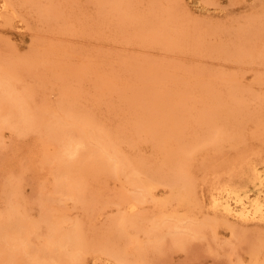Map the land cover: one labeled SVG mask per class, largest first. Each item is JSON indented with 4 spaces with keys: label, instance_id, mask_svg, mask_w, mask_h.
Returning <instances> with one entry per match:
<instances>
[{
    "label": "rangeland",
    "instance_id": "rangeland-1",
    "mask_svg": "<svg viewBox=\"0 0 264 264\" xmlns=\"http://www.w3.org/2000/svg\"><path fill=\"white\" fill-rule=\"evenodd\" d=\"M32 1L35 2V5L28 2L29 6L22 0L13 2V4H19L18 7L15 6L16 4L13 6L17 7L16 11L22 5L19 12H23L22 16L27 13L26 20L20 16L18 11V17H22L24 21L18 17L14 23L9 24L0 20V72L5 73L7 67L10 70H18V73L11 76L13 85L17 91L29 94L27 104L30 108L44 107L41 112H44L45 116L39 118L32 126L22 123H20L21 126H18L15 107L0 106V221L4 220L9 213L7 207L9 198L4 195V190L14 189L15 186L14 198H17L21 211L30 221L27 226L28 237H30L28 242L32 247H37L44 243L43 240L46 241L47 237L46 221L41 216L42 213L46 212L50 218L55 220L61 219L63 225L74 219L80 220L84 225V231H94L93 233L85 231V233L93 235L99 230L106 232L115 228L112 226L113 220L122 214L131 197L139 196L143 200L137 209L132 211V221L127 223V226L125 225L126 230L131 234L128 240L130 244H125V247L134 248L139 238L142 241L140 248L148 247V244H151L152 247L146 251L145 256H136L138 259L146 261L148 264L251 263L254 252L253 245H262L260 249L264 246V224H262L264 222H246L231 217L229 220L236 225L235 232L228 225L216 224L212 226L215 228L214 230L207 226L202 231L194 233L191 227L196 226V222L186 223L184 220L185 222L180 223L181 221H179L178 223L183 226L184 230L181 233L186 236L187 242L181 244L166 241L167 237H163L164 233L176 227L175 221L168 214L170 207L176 203L180 185L177 179L170 180L168 173L162 172L159 186L150 192L146 187V179L151 175H158L159 162L164 160L165 152L170 154L178 149V145L173 139L158 136L159 129H161L159 127L178 129L183 122L190 121L193 112L194 114L200 112L197 115H201L203 109L206 110L210 106L213 96H220L226 90V85L232 83V80L224 79L225 74L228 75L227 77L235 76L234 80L239 84L236 93L246 102L248 101V110L258 107L256 111L263 117L264 28H261L262 32L260 30L257 33L256 37L258 38H253L255 41L244 34L235 35V33L237 28L248 23L252 13L254 17V12L258 13L264 10V2L260 4V0H210L207 8L205 3L198 0H176L177 3L174 0L157 1L161 5H157L158 3H154L152 0H134L136 1L134 10L140 11V16L154 15L155 13L154 16L158 19L156 20L153 16L152 27L141 29L132 27L133 29H131L129 26H133L136 17L131 18L130 21H127L128 23L125 20L127 24L124 21L119 22L120 25L117 22L113 23L110 21L113 17L112 13L109 15L106 11L107 14L102 13H105L106 16H104L105 14L99 16L101 13L96 0ZM50 2L58 8H61L62 4L65 10H63L62 16L55 18L56 21L51 19L53 22L48 21V24L42 17H39V13L49 9ZM167 6L174 9L177 7L175 9L177 14L175 18L177 19L174 20H177L178 23L176 24L171 19L172 21L168 22L167 31L162 33L164 36H155L153 31L155 29L157 31L158 28H155L158 26L157 23L163 22L162 19H165L161 18L159 10L161 7L168 9ZM258 6L262 7L258 8L259 11ZM95 8L97 9L95 10ZM65 11L67 12L65 13ZM157 13L160 14L157 15ZM178 15L183 16L179 18ZM110 16L111 18L108 19ZM163 16L166 17V14L163 13ZM121 23H123L122 26ZM196 23V28H198V32H202V35L213 31L212 27L215 25L221 27L220 23L226 24V27L222 24L224 30L221 29L217 34H210L211 36L203 35L202 38L206 39L204 42L203 40L201 42L192 40V43L190 37V40L188 37L177 40V37L173 35L175 31L194 27ZM225 28L228 32L225 31ZM212 36L214 37L211 38ZM221 39L225 42L235 41L234 49L220 52L217 47ZM34 47L38 50H35ZM35 51L39 53L35 56L36 60L32 56ZM4 60L6 62H3ZM12 63H15V66ZM6 72L8 73L9 70ZM60 103H65L75 109L80 108L81 110H78L81 116L89 119V122H92L94 126L103 129L116 140L120 155L129 156V159L134 160L136 156L137 159L146 153L144 157L147 158L143 159L152 169L145 174L142 172V175L138 174L139 179L135 173L130 171L132 164L129 165L130 167L121 169L117 177L104 173H101L102 175L95 174L90 169L83 170L80 172L79 179L86 187L88 186L86 190L89 193L84 200L72 197L66 192L69 180L63 155L78 146L81 136L75 137L65 131L58 130L54 117L66 114V110L59 107V110L54 113ZM260 104H263V107ZM36 110L40 113L39 109ZM152 117L156 121V131L153 132L152 129L149 130L148 126ZM262 120L264 121V117ZM259 121L256 124L254 121V123L251 121L253 124L250 121L245 123V134L241 135L242 140L239 138L241 141H238L242 144L246 138L243 136L248 133L249 140L246 139L250 141V146L247 140H244L247 146L246 144L240 145L243 154L255 155L257 152L264 154V140H262L264 134H261L264 133V122ZM258 126L259 130L257 129L255 135H252ZM258 131L263 137L259 135ZM244 141L243 143H245ZM220 144L221 146L217 150L193 144L196 146L195 152L197 148H200L197 152L199 154L196 153L198 157L194 158V152V160L190 159L189 163L192 166L195 165L189 168H192L190 173H194V176L192 174L196 185L194 189H197H195V196L199 200H196L198 203L194 216L196 220L206 214L207 209H205L204 201L207 203L209 200L208 193L214 182L224 177V174L221 177L223 172L228 175L227 165L232 164L236 155L241 153L240 148L237 149L238 151H233L234 147L230 149L229 146L232 145L228 140H222ZM245 146L247 148H244ZM253 147L255 151H253ZM207 149L208 151L211 149L210 154ZM244 149L251 150L248 153ZM203 150V154L200 153ZM138 152H140L139 156ZM141 152L144 153L141 154ZM202 158L204 162H201ZM147 159L148 162H146ZM223 168L224 171H222ZM216 175L219 177L217 178ZM85 177L88 179L86 180ZM180 210L183 209L180 208ZM237 227L245 229L248 236L245 231L243 232L239 228L237 230ZM254 235L260 238L255 239ZM132 237L136 239L133 240ZM93 241L94 239L90 242L91 246L94 243L93 248L89 244L88 248L84 249L87 254L83 253L84 250L79 253L78 257L82 260L79 264H101V260H103L102 264H115L113 259H111L112 261L105 260V256L101 255L102 252H99L97 244L95 245L96 238L95 242ZM6 243L4 245L7 246L8 243ZM4 245L0 246L2 250L9 247ZM11 247L13 248V246ZM11 247L8 248L9 251ZM262 251L264 256V250L261 249ZM96 255L97 258H95ZM7 257L0 254V264L10 262V257L9 260ZM24 257L27 258L23 264H28V259L31 257L28 258V255L16 256L14 264H22L20 262ZM54 263L55 260L52 261V264ZM29 264L32 263L29 262Z\"/></svg>",
    "mask_w": 264,
    "mask_h": 264
},
{
    "label": "bare ground",
    "instance_id": "bare-ground-1",
    "mask_svg": "<svg viewBox=\"0 0 264 264\" xmlns=\"http://www.w3.org/2000/svg\"><path fill=\"white\" fill-rule=\"evenodd\" d=\"M16 1H18V0H16ZM22 1L24 3H27V4H29L28 2H30V4L33 3L32 0H22ZM73 1H75V0H72V2ZM96 1L99 4V5L97 4V6H99V12L101 13L99 16H103L106 13V11L109 15H111V13H112V16H113L112 18L114 20L111 18V16L108 19L111 18L110 21L113 23L117 22L118 25H120L119 22H122V21L125 22V20L127 22V21H130L131 18L136 17L135 23L133 24V26L128 25L131 29H133L132 27H134L136 29H141V28H145V27L148 28L150 26L152 27V21L154 20L153 16L155 15V13H154V15L149 13L150 15L140 16V13H139L140 11L138 12V11H136V9L134 10V5L136 3V1H134V0H96ZM153 1H154V3H158L157 5L160 4L159 3L160 0H152V2ZM157 1H159V2H157ZM174 1H176V0H174ZM198 1L205 3L207 8H208L207 4H208V1H210V0H198ZM260 1H261L260 4H263L262 2H264V1H262V0H260ZM13 2H15V0H13V1L12 0H0V20H2V22H4V23H7V24L14 23L15 19H17L18 15H19V13H20V16L23 15V12L22 13L19 12V10H21L20 8L22 5L19 6L20 7L19 10L17 9V11L19 12L18 13L16 11V8L18 7L17 5H19V4L15 3L16 4L15 5V4H13ZM177 2L178 1H176L175 3H177ZM34 3H33V5H35ZM50 3L51 4H50L49 9L46 8L47 10L41 11L39 13L40 14L39 17H42L46 22H48V21L53 22V20H55V18L62 16L63 10H65L63 8L62 4L60 6L61 8H58L52 2H50ZM30 4H29V6H30ZM46 4H48V3H46ZM14 5L17 7L16 8L13 7ZM70 5H71V3H70ZM172 6H174V5H172ZM167 8H168V6H167ZM199 8H201V7H199ZM258 8H260V6H258L257 9ZM27 9H25V10H27ZM96 9L97 8H95V10ZM175 9L172 7H169L168 9H166L165 7L164 8L161 7V9L159 10L161 12V15H162L161 18H165V19H162L163 22L160 21V23H157L158 26L155 25V21H154V25L156 26V27L155 26L154 27L158 28V29L160 27L159 31L157 29L158 32L156 31V29L153 31L155 36H164L162 33H165V31H167V28L169 26L168 22L172 21L171 19H173V20L177 19V18H175L177 15ZM180 9L183 10V8H180ZM260 9H258V11ZM86 10H88V9H86ZM139 10H140V8H139ZM156 10H158V9H156ZM82 11H84V10H82ZM66 12L67 11H65V13ZM103 12H105V13L102 14ZM90 13H91V11H90ZM163 13L166 14V17L163 16ZM255 13L256 12H254V15H255L254 17H253V13H252V17L250 16L251 19L249 18L250 20H248V23L246 22V24L244 26L236 29L237 32L235 33V35L244 34L245 36L252 38V39L258 38V37H256V36H258L257 33L261 30V28H264V10L260 11L256 14ZM68 14H69V12H68ZM106 14L104 16H106ZM137 14H138V16H137ZM158 14H160V13H157V15ZM26 15H27V13H26ZM26 15L22 16L23 19H25V20L28 18ZM95 15H97V14H95ZM183 15H180V16H183ZM20 16L18 18L22 19V17L20 18ZM65 16H67V15L65 14ZM99 16H98V18H99ZM180 16L178 15L177 17L180 18ZM24 17H26V18H24ZM154 18H155V16H154ZM51 19H53V20L51 21ZM59 22H60V20H59ZM67 22H66V24H67ZM174 22H176V24L178 23L177 20L176 21L174 20ZM100 23H102V22H100ZM125 23H124V25H125ZM182 23H184V22H182ZM197 23H198V21H197ZM197 23L194 25V27L186 28V29H179V30H177V32L175 31V33L173 35L175 37H177V40H178V38L185 39L187 37L188 38L190 37V38H192L191 41L192 40H198L201 42L203 40V42H204L206 39H203L202 37H204L208 34L209 35L210 34L211 35L217 34L221 29L224 30V28H223L224 25L226 27V24H224V23H220L221 24L220 26L222 28L218 27L217 25H215V27L211 26L213 31L208 32V34H206V35L203 34L204 35L203 36L202 32L199 31L200 32L199 33L197 30L198 28H196ZM48 24H49V22H48ZM129 24H130V22H129ZM200 24L201 23L199 21V25ZM214 24H217V23H214ZM222 24H224V25H222ZM0 25H1V23H0ZM122 25H123V23H121V26ZM212 25H213V23H212ZM12 26H13V24H12ZM81 26H83V25H81ZM228 26L229 25H227V27ZM115 27H116V25H115ZM187 27H189V26H187ZM95 28L97 29V26ZM87 29H89V28H87ZM226 30L227 29L225 28V31ZM227 32H228V30H227ZM261 32H262V30H261ZM205 33H207V32H205ZM229 33H230V31H229ZM151 35H153V34H151ZM213 37L214 36H212L211 38H213ZM260 37H261V35H260ZM190 38H189V40H190ZM211 38L209 37V39H211ZM209 39L207 38V40H209ZM192 43H193V41H192ZM199 44H201V43H199ZM235 45H236L235 41L231 40V41L225 42L224 40L221 39L220 44L217 48L220 50V52H226V51L233 50ZM35 50H38V49L35 48ZM31 52H33V51H31ZM36 55H39L38 51L37 52L35 51V54L32 55L34 59L36 58L35 57ZM0 58H1V56H0ZM21 58H22V56H21ZM30 61L31 60L29 59V62ZM3 62H6V61L4 60ZM12 62H14V61H12ZM15 62H16V60H15ZM4 64H3V67L5 65L8 66L9 63L5 64V65ZM12 64L15 66V63H12ZM12 64H11V66H13ZM69 64H67V65H69ZM20 66H21V64H20ZM1 67H2V65H1ZM100 67H101V65H100ZM7 69L9 70V72H8L9 74L6 72V71H8ZM7 69L5 70V73L0 72L1 73L0 74V106L9 105V106L15 107L16 116H17L16 123L18 126H21L20 123H22L24 125L32 126L34 124V122H36L39 118L45 116L44 112H41V109H43L44 107L32 109L28 106L29 104H27V103H28V99H29V94L17 91V89L15 88V86L13 85L12 80H11V76H13L14 73H16L18 70L17 71H15V69L10 70L9 67H7ZM2 72H4V71L2 70ZM227 76L225 74L224 79H230V80H232V83L230 85H226V90H224V92H223L224 94L222 93L220 96H218V95L213 96L212 101L210 103V106L206 110L203 109V111L201 112L202 113L201 115H199V116L197 115V114H200V112H198V111H195V112H198L195 114L193 112V114H191L192 116L189 119L190 121L183 122L182 125H180V128H178V129L162 128L161 126L159 127L161 129H159L160 132L158 133V136H160L162 138L173 139L175 141V143H177V145H178V149L171 152L170 154L165 152L164 160L159 162L160 165H159V169L157 171L158 175H151L149 178L146 179V187L148 188V191H150V192L153 189L157 188V186H159V184H160L159 180L162 177V172L168 173L170 180L172 178L177 179L179 182V185H180V193L176 199V203L172 207H170V212L168 214L170 216V218H173V220L175 221L176 227L169 229L164 233L163 237H167L166 241L169 240V241H172L174 243H181V244H185L187 242L188 239L186 238V236H184L181 233L182 230H184V229H183L182 225H181L182 227L179 225V223H178L179 221H181L180 223H183L185 221H186V223L189 221H193V222L195 221L197 225L191 227V229H193L194 233L202 231V229L207 228V226H209L211 228L212 226H215L216 224L217 225L218 224L228 225L231 227V230L233 228L234 230H232V231L235 232L236 225L234 222H231L229 220V218H231V217L235 218L237 220L246 221V222H248V221H256V222L262 221V222H264V154L262 152L261 153L257 152V154H255V155H253L251 153L248 155L242 153V149H241L240 145L246 144V146H247V143L244 140L248 139V137H247L248 133H247V135L243 136V138L244 137L247 138V139L245 138L243 140L245 143H243V141H242V144H241L238 141L241 139V135L245 134V132H244V129L246 128L245 123L249 122V121L250 122L254 121L256 124V122H258L259 120L263 121L262 119L264 117V114L262 112L263 117H261V115L258 114L259 112L256 111V109H258V107L256 109L249 107L253 113L250 112L251 111L250 109H249L250 111L248 110V108H247L249 106L248 101L246 102V100L244 98H241L236 93L239 89V84L236 80H234L235 76H233V75H232L233 77L231 75L229 77H227ZM223 82H225V81L223 80ZM65 105H66L65 103H60L59 106H57V109L54 108L55 109L54 113L56 112V110L57 111L59 110L58 107L66 110L65 115H60V116L54 115L58 130L59 131H61V130L65 131L69 135H74L75 137H77L78 135H79V137L81 136L80 140L78 141V144H77L78 146H76L71 152H68V153L63 155V162L66 165L67 175H68V180H69V182H67L66 192L68 194L72 195V197H76V198L78 197L79 199L84 200V199H86V197L89 193L86 190V189H88V186L86 187L85 184L83 183V181L79 179L80 178V172H82L83 170L90 169V171H92V173H95V174L104 173L107 175H112V176L114 175L115 177H117V175H119V172L121 171V169L130 167L129 165L132 164L131 165L132 168L130 167V171L135 173V175H137L138 179H139L140 176L138 174H140V175H142L143 173L145 174L152 169V167H150L149 165H147V163H145V159H143L146 157V156L144 157V155L146 153L144 155H141L137 159H136V157H137L136 156L134 158V160L129 159L128 158L129 156L124 157V156L120 155V149H118V146L116 144V140L114 138L110 137V135H108L103 129L94 126L92 124V122H89V119L85 118L83 115L81 116L80 115L81 113L79 111V110H81L80 108L75 109V107H72L70 105H66V106ZM260 105H261V107H263V104H260ZM259 108H260V106H259ZM36 109H39L40 113H38V111ZM45 109H48V108L45 107ZM254 110H255V112H254ZM199 124H201L200 127H199ZM155 125H156V121L152 117L150 119V123H148L149 130L152 129V132L156 131ZM257 125H258V123H257ZM260 125H262V124H260ZM198 127H199V129H198ZM253 128H256V127H253ZM257 129L259 130V126H258V128H256L254 133H252L250 131L252 133V135L253 134L255 135V132L257 131ZM260 130H261V127H260ZM251 133H249V134L251 135ZM258 133H259V131H258ZM261 134H264V133H261ZM259 135H260V133H259ZM261 137H263V136H261ZM261 137H259V138H261ZM222 140L230 141V143L232 145V146H229L230 149L232 147H234L235 149H233V151L234 150L238 151L237 149L240 148L241 153L237 152L238 154L236 155V157L232 156L233 158L235 157V160L232 164L227 165L228 175H226L224 172L223 173L221 172L222 173L221 177H223V174H224V177L220 178L218 180L216 179L217 181H215V182L213 181L214 184L212 182L213 185L211 187V190H209V193H208L209 200L207 201V203H205V201H204L205 209H207L206 214L204 212H202L205 215L203 217L200 216V219L196 220L194 218V216H195V211H197L196 209H197L198 203L196 202L197 199L195 196V189L196 188L194 189V186H196L195 182H194L195 180L193 178L194 173H190V169H192V168H189L192 166L191 164H189L190 159H193V155H194V152H195L197 145L200 146L203 143L201 145L202 147L207 146V147H210L211 149L216 148V150H217V148L219 149V147L221 146L220 142ZM248 140H247V142L249 143L250 141H248ZM257 140H260V139H257ZM262 140H264V139H262ZM200 142H201V144H200ZM236 143L237 144L239 143L238 145L240 147ZM193 144L194 145L196 144V146H194ZM234 144H236V145H234ZM246 146L244 148H247ZM249 146H250V143H249ZM263 146H264V144H263ZM258 148H259V146H258ZM198 149H200V148H197V151L195 152L194 158L197 154H199V153H197L199 151ZM208 149H207V152H209L211 150L210 149L208 151ZM249 151H248V153H249ZM253 151H255L254 147H253ZM202 152H204V150L201 151L200 153H202ZM210 152H209V154H210ZM139 153L140 152H138V156H139ZM143 153L141 152V154H143ZM229 155H230V153H229ZM234 155H235V153H234ZM207 156H208V154H207ZM207 156H206V158H207ZM148 157H149V155H148ZM196 157H198V156H196ZM209 157H211V156H209ZM223 157H222V159H223ZM227 159H226V162H227ZM146 162H148V159ZM201 162H204V159ZM229 162H231V161H229ZM191 163H193V161H191ZM148 164L152 165L151 163H148ZM204 164H202V166ZM193 166H195V165L193 164ZM213 166H215L214 163H213ZM209 167H208V170H210ZM199 171H201V170H199ZM222 171H224V168ZM141 172H142V174H141ZM192 174H193V176H192ZM87 175L89 176V174H87ZM218 177L219 176H217V178ZM85 178H86V180L88 179L87 177H85ZM195 179H196V177H195ZM197 181H199V180H197ZM4 192H3L4 195H6L7 198H9L7 201L8 202L7 207H8L9 213H8V216L4 220L0 221V241L3 242V243L1 242L2 244L0 243V246L4 245L7 242L8 243V244L6 243L7 246L6 245H4V246L5 247L13 246V248L11 247L10 251L8 249L9 247L6 250L5 249L2 250L0 248V251H1L0 254H2L3 256H6V257L7 256L10 257L11 263L10 262H8V263L14 264L16 256L19 257V256L28 255V258L31 256L28 260L32 264H52V261H54V260H55L54 264H57V263L58 264H73V263L79 264V263H81L80 261H82L80 259V257H78L79 253H81V251L83 252L84 249L86 250L88 248L89 244H90V247L93 248L94 243H93V246H91L90 242L93 239H94L93 242H95V238H96L95 245L97 244V248L99 249V252H102L101 255L105 256V260L113 259L114 260L113 263H115V264H118L119 262H120L119 264H148V262L142 261V260L138 259L136 256H145L146 251H149V249L152 247L151 244H148V247L140 248L142 241L139 240L140 239L139 238V239H137V243H135L136 245L134 246V248H131L128 246H126L127 248L125 247V244H127V245H128V243L130 244V241L128 242V240H129V237H131V234L126 230L127 223H130L132 221V214L131 213L133 210L137 209V207L139 206V204L143 200V198H141L139 196L131 197V200L125 206L122 214H120V216L118 218H115L113 220L114 222L112 223V226H115V228L108 230L106 232H101V230H99L98 233L93 234L95 236L88 235L85 233L86 230L84 231V227H83L84 225L80 220L74 219L75 221L73 220L72 222H69V223L67 222L66 225H63V223L60 221L61 219L60 220L52 219V218H50V215H47L46 212H44L41 214V216L44 217V219L46 221L45 222V226H46L45 229H46V234H47L46 241L43 240L44 243L39 244V245H37L38 244V242H37V244H36L37 247H32V245H30L28 242L30 240L29 239L30 237H28L29 234H28L27 226H28L30 221L28 220V218H26L27 217L26 214L23 211H21V206L19 205L17 198L16 199L14 198L13 192H16L15 186H14V189L13 188H7L6 190H4ZM197 201H199V200H197ZM179 207L183 210H180ZM200 208L202 209V207H200ZM37 222H38V220H37ZM262 224H264V223H262ZM184 227L186 228L185 224H184ZM238 228H239V230H243L240 227H237V230H238ZM260 228H262V227H260ZM211 229L214 230L215 228L212 227ZM244 231L246 234L245 229L243 230V232ZM260 231H262V229H260ZM86 232L93 233L94 231H86ZM236 232L238 233V231H236ZM257 232L259 234V231H257ZM254 233H255V230H254L253 234ZM250 234H249V236H250ZM260 235H262V234H260ZM247 236H245V237L248 238ZM254 237H255V235H254ZM259 238H260L259 236L255 237V239H259ZM131 239L135 240L136 238L132 237ZM252 239H253V237H252ZM157 241H158V239L156 240V245H157ZM9 242H10V245H9ZM257 245H253L254 252L252 254V261L249 260L251 262L249 264H264L263 251L261 252V249L264 250V246H263V248L260 249V247L262 245L261 246H260V244H259V246H257ZM85 250L83 252L84 254L86 252ZM90 251H91V249H90ZM86 254H87V252H86ZM92 254H94V252H92ZM34 256H37V257H34ZM133 256H135V257H133ZM9 257H7L8 260H9ZM24 258H25V261H24ZM24 258H23L22 262H20V261L19 262L22 264L24 262H26L27 257H24ZM95 258H97V255L95 256ZM140 258L142 259V257H140ZM3 259H5V258H3ZM100 259H102V258H100ZM94 261H95V259H94ZM102 261L103 260H101V264H102ZM29 262H28V264H29Z\"/></svg>",
    "mask_w": 264,
    "mask_h": 264
}]
</instances>
